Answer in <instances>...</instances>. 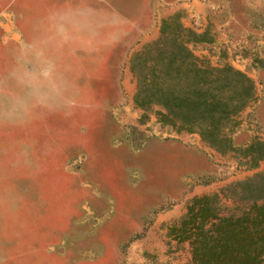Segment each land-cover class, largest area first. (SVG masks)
Returning a JSON list of instances; mask_svg holds the SVG:
<instances>
[{
  "label": "rangeland",
  "instance_id": "obj_1",
  "mask_svg": "<svg viewBox=\"0 0 264 264\" xmlns=\"http://www.w3.org/2000/svg\"><path fill=\"white\" fill-rule=\"evenodd\" d=\"M83 2L115 17L118 42L61 50V69L93 99L94 112L0 127V264H191L188 242L168 227L192 196L222 195L264 161L251 166L238 150L221 152L198 132L160 121L158 106L137 107L128 57L158 36L161 18L178 12L208 38L189 43L194 53L254 81L255 97L227 129L232 145L264 139V0ZM80 3L0 0V71L50 10Z\"/></svg>",
  "mask_w": 264,
  "mask_h": 264
},
{
  "label": "trees",
  "instance_id": "obj_2",
  "mask_svg": "<svg viewBox=\"0 0 264 264\" xmlns=\"http://www.w3.org/2000/svg\"><path fill=\"white\" fill-rule=\"evenodd\" d=\"M206 39L205 32L184 26L178 12L161 18L158 36L128 57L136 82L133 102L141 109L158 106L160 121L198 132L221 152L238 150L257 166L264 161V139L237 148L227 133L255 97L254 81L230 63L213 64L194 53L189 43ZM222 196L230 206L223 207ZM168 232L188 242L191 264H264V165L229 183L222 195L192 196Z\"/></svg>",
  "mask_w": 264,
  "mask_h": 264
},
{
  "label": "clouds",
  "instance_id": "obj_3",
  "mask_svg": "<svg viewBox=\"0 0 264 264\" xmlns=\"http://www.w3.org/2000/svg\"><path fill=\"white\" fill-rule=\"evenodd\" d=\"M116 26L114 16L96 12L83 0L50 10L39 22L38 34L21 43L9 67L0 71V127H27L48 116L94 112L93 99L61 69L60 53L73 43L85 51L95 50L97 43L115 44ZM105 28L112 30L101 39Z\"/></svg>",
  "mask_w": 264,
  "mask_h": 264
}]
</instances>
